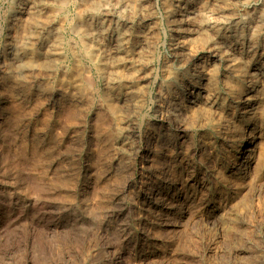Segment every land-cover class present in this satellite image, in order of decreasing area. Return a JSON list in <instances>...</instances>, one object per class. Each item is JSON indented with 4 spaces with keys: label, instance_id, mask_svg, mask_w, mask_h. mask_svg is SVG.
Segmentation results:
<instances>
[{
    "label": "rangeland",
    "instance_id": "obj_1",
    "mask_svg": "<svg viewBox=\"0 0 264 264\" xmlns=\"http://www.w3.org/2000/svg\"><path fill=\"white\" fill-rule=\"evenodd\" d=\"M58 1L0 0V264H264V0Z\"/></svg>",
    "mask_w": 264,
    "mask_h": 264
},
{
    "label": "bare ground",
    "instance_id": "obj_2",
    "mask_svg": "<svg viewBox=\"0 0 264 264\" xmlns=\"http://www.w3.org/2000/svg\"><path fill=\"white\" fill-rule=\"evenodd\" d=\"M43 1V0H42ZM59 1H61V2H59ZM58 2V4H56V5H53L52 7H54L53 9H54V12L55 13H57L58 12V10H60V9H62V7L64 6V0H59ZM40 2V1H39ZM47 2V1H46ZM45 2V3H46ZM66 2V1H65ZM101 2H103V0H87V4H89L88 6L89 7H94V6H97V5H99V4H101ZM218 2V1H217ZM68 3V2H67ZM66 3V4H67ZM222 3V2H221ZM48 4H49V2H48ZM52 5V4H51ZM91 5V6H90ZM211 5V4H210ZM236 5V4H235ZM41 8V7H40ZM43 9H44V7H43ZM90 9V8H89ZM50 10V9H49ZM63 11H65V10H63ZM82 11H83V9H82ZM90 11V10H89ZM81 12V11H80ZM83 12H85V11H83ZM36 13V12H35ZM34 13V14H35ZM37 13H39V12H37ZM50 13H51V11H50ZM53 14V13H52ZM61 14V13H60ZM64 14H65V12H64ZM80 15V14H79ZM50 16H51V14H50ZM81 16V15H80ZM35 17V18H34ZM44 17V16H43ZM31 18H32V16H31ZM33 20H30V22L32 21L33 23L34 22H36L37 20H36V16H33ZM41 18V17H40ZM45 18H47V17H45ZM52 18V17H51ZM79 18V17H78ZM78 18H76L77 20L76 21H78L79 19ZM38 19V18H37ZM44 19V18H43ZM82 19V18H81ZM228 19H229V17H228ZM51 20V19H50ZM55 20V19H54ZM42 21H44V20H42ZM52 21V20H51ZM58 21V20H57ZM41 22V21H40ZM46 23H47V21H46ZM45 23V24H46ZM77 23V22H76ZM75 23V24H76ZM35 24V23H34ZM53 24V23H52ZM31 26H33V25H31ZM50 27V26H49ZM79 28V27H78ZM260 28V27H259ZM76 30H77V28H76ZM79 31V30H78ZM77 31V32H78ZM82 31V30H81ZM80 31V32H81ZM243 31V30H242ZM223 32V31H222ZM204 33V35H205V32H203ZM235 33H237V32H235ZM263 33V32H262ZM82 34V33H81ZM261 34V33H260ZM221 35V34H220ZM81 36V35H80ZM208 36V35H207ZM242 36V35H241ZM39 37V36H38ZM204 37V36H203ZM210 37V36H209ZM236 37V36H235ZM207 38V37H206ZM221 38V37H220ZM227 38V37H226ZM191 39V38H190ZM205 39V38H204ZM242 40V39H241ZM223 41V40H222ZM225 41V40H224ZM223 41V42H224ZM81 42H84V41H81ZM121 42V41H120ZM189 42V41H188ZM201 42V41H200ZM200 42H199V44H200ZM196 43V42H195ZM194 43V44H195ZM218 43V42H217ZM87 44V43H86ZM85 44V45H86ZM193 44V43H192ZM191 44V45H192ZM196 45V44H195ZM218 45V44H217ZM74 47V46H73ZM193 47V46H192ZM214 47V46H213ZM71 49V48H70ZM83 49H85V48H83ZM87 50V49H86ZM56 51V50H55ZM54 51V52H55ZM92 52L91 54H92V56H93V50H87L86 52ZM99 51V50H98ZM84 52H85V50H84ZM96 54H97V52H96ZM103 59V58H102ZM101 60V59H100ZM94 61V60H93ZM96 62V61H95ZM102 62V61H101ZM101 62L98 60V63H97V65H99L98 67H99V69H98V71H99V73L101 74V75H104V76H106L109 80L111 79V77L109 76V75H106L105 74V72H104V69L102 68V66H103V63H102V65H101ZM111 63V62H110ZM116 65V64H115ZM119 65V64H118ZM97 67V66H96ZM108 67V66H107ZM119 68H121V67H119ZM245 68V67H244ZM118 71H120V70H118ZM83 72V71H82ZM114 72V71H113ZM121 73H123V71L121 72ZM90 74V73H89ZM111 74V73H110ZM79 75H80V73H79ZM113 74H111V76H112ZM215 75V74H214ZM89 76H91V75H89ZM120 76V75H119ZM118 76V77H119ZM81 77V76H80ZM79 77V78H80ZM125 77V76H124ZM123 77V78H124ZM116 78V77H115ZM126 78V77H125ZM129 79V78H128ZM108 80V81H109ZM112 80V79H111ZM116 80V79H115ZM63 81V83L64 84H69L68 83V81H70V80H68V81H65V80H62ZM79 81V80H78ZM106 81V80H105ZM87 83H88V81H86ZM117 82V81H116ZM119 82V81H118ZM75 83H77V81L75 82ZM85 83V82H84ZM90 83V82H89ZM15 84V83H14ZM80 84V83H79ZM78 84V85H79ZM92 84V83H91ZM94 84V83H93ZM105 84V83H104ZM109 84V82L107 83V85ZM113 85V84H112ZM93 86V85H92ZM108 86H110V85H108ZM114 86V85H113ZM117 87V86H116ZM120 87V86H119ZM245 87V86H244ZM88 88H90V86L88 87ZM137 88V87H136ZM119 89H121V87L119 88ZM85 90V89H84ZM246 90V89H245ZM244 90V91H245ZM14 91V90H13ZM120 91V90H119ZM259 92V91H258ZM257 92V93H258ZM262 92V91H261ZM209 93V92H208ZM193 94V93H192ZM211 94V93H210ZM212 95V94H211ZM197 96H199L200 97V93L197 95ZM194 97H195V95H194ZM202 97V96H201ZM264 97V96H263ZM211 98H212V96H211ZM18 99V98H17ZM70 100V99H69ZM72 100V99H71ZM18 102V101H17ZM67 102H68V100H67ZM69 102H71V101H69ZM198 102V101H197ZM208 102H209V100H208ZM212 102H213V100H212ZM203 103V102H202ZM205 103V102H204ZM210 103V102H209ZM261 103V102H260ZM16 104V103H15ZM18 105H20V104H18ZM206 105V104H205ZM199 107H201L200 105H199ZM111 109L115 112V113H117V107H116V105L115 104H111ZM261 109V108H260ZM263 110V109H262ZM168 111V110H167ZM69 112H71V114L73 115L71 118H73L74 117V111L72 110V109H70L69 110ZM121 112V111H120ZM194 112V111H193ZM115 113H114V115H115ZM250 113V112H249ZM196 114V113H195ZM263 114H264V111H260V116L262 117L263 116ZM77 115V114H76ZM117 115H118V113H117ZM260 116H259V118H260ZM120 116H118V118H119ZM258 117V116H257ZM76 118V117H75ZM101 117H98L97 118V124H95L94 123V126H96V127H98L99 128V124H101L102 123V121L103 120H101L100 119ZM106 118V117H105ZM258 119V118H257ZM121 120V119H120ZM75 121V120H74ZM73 121V122H74ZM96 121V120H95ZM106 121V120H105ZM257 121V120H256ZM56 122H57V120H56ZM76 122V121H75ZM74 122V123H75ZM63 124V123H62ZM258 124V123H257ZM52 125H54V124H52ZM64 125V124H63ZM260 125V124H259ZM60 126V125H59ZM92 126V125H91ZM258 126V125H257ZM40 128H42L41 126H40ZM123 128V127H122ZM256 128V127H255ZM97 129V128H96ZM110 129V128H109ZM113 129V128H112ZM95 130V129H94ZM99 131V130H98ZM103 131V130H102ZM109 131V130H108ZM260 132V131H259ZM52 133V132H51ZM98 133V132H97ZM107 133V132H106ZM109 133H110V131H109ZM103 134V133H102ZM105 134V133H104ZM112 135V134H111ZM103 136V135H102ZM256 136V135H255ZM255 136H252L251 135V138H250V142L248 141V140H245V138H246V134H244V136H243V138H244V142H246V141H248L247 143H246V146H243V148H241V150H240V152H238L239 154H238V156L236 157V163L237 164H239V163H241V168L238 170L239 171V174H237V176H239V178H240V180H242V181H248V180H250V179H252V178H254V177H257V176H259V174H261L262 173V168L264 167V131H262L261 130V132L259 133V135H258V137H255ZM100 137V136H99ZM113 137V136H112ZM250 137V136H249ZM55 140V139H54ZM52 141H53V139H52ZM105 141V140H104ZM141 142V141H140ZM55 143V142H54ZM43 144V143H42ZM136 145V144H135ZM151 146V145H150ZM53 147V146H52ZM55 148V147H54ZM51 149V148H50ZM151 149V148H150ZM235 150V149H234ZM150 151V150H149ZM146 153V152H145ZM152 154V153H151ZM156 155V154H155ZM235 155V154H234ZM149 156V155H148ZM145 159H147V158H145ZM150 159V158H149ZM152 159V158H151ZM146 161V160H145ZM150 161V160H149ZM16 164H19V163H16ZM21 164V163H20ZM19 164V165H20ZM22 165H23V163H22ZM25 165V164H24ZM21 166V165H20ZM239 167V166H238ZM22 168V167H21ZM23 172V171H22ZM237 172V171H236ZM234 174V173H233ZM256 179V178H255ZM258 179V178H257ZM65 180V179H64ZM70 181V180H69ZM189 181V180H188ZM257 181V180H256ZM252 182V181H251ZM255 182V181H254ZM158 183V182H157ZM36 184V183H35ZM71 184H72V182H71ZM239 184V183H238ZM254 184V183H253ZM41 184H39V186H40ZM245 185V184H244ZM33 187H34V185H32ZM70 186V185H69ZM75 187V186H74ZM86 187V186H85ZM88 187V186H87ZM153 188H155V187H153ZM83 189H85V188H83ZM156 189V188H155ZM159 189V188H158ZM154 190V189H153ZM152 190V191H153ZM32 191V190H31ZM40 191H41V189H40ZM191 191V190H190ZM33 193H35L34 192V190H33ZM160 193V192H159ZM190 196V195H189ZM160 197V196H159ZM147 198V197H146ZM153 198V197H152ZM153 202V201H152ZM155 205V204H154ZM153 205V206H154ZM122 253H124V252H122ZM121 253V254H122ZM125 254H122V256H124ZM127 257V256H126Z\"/></svg>",
    "mask_w": 264,
    "mask_h": 264
}]
</instances>
